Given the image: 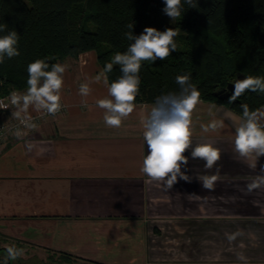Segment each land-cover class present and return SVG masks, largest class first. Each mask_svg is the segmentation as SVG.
Listing matches in <instances>:
<instances>
[{
    "label": "crops",
    "instance_id": "1",
    "mask_svg": "<svg viewBox=\"0 0 264 264\" xmlns=\"http://www.w3.org/2000/svg\"><path fill=\"white\" fill-rule=\"evenodd\" d=\"M64 63L70 67L63 112L0 147V235L40 260L63 255L90 264H244L237 258L243 253L247 264H264V186L247 191L264 156L257 161L234 151L240 117L219 103L198 104L192 147L212 143L221 159L205 169L188 149L192 181L178 177L165 189L140 171L147 154L143 121L154 104H136L121 127H107L105 110L96 105L108 95L103 80L90 85L89 96L78 93L86 78L102 71L95 52ZM210 105H216L214 117ZM213 118L224 128L203 132L200 125ZM217 167L221 179L213 190L204 189L196 177L215 174ZM237 230L243 234L230 243L226 234Z\"/></svg>",
    "mask_w": 264,
    "mask_h": 264
},
{
    "label": "trees",
    "instance_id": "2",
    "mask_svg": "<svg viewBox=\"0 0 264 264\" xmlns=\"http://www.w3.org/2000/svg\"><path fill=\"white\" fill-rule=\"evenodd\" d=\"M193 4L181 0V16L169 22L164 0H0V25H6L0 36L12 30L20 36V55L0 63V98L26 91L27 66L36 59L51 65L93 51L103 70L133 42L124 33L134 24L135 35L145 27L179 32L177 48L165 60L142 62L135 104H154L161 95L178 93L176 76L190 73L202 101L222 104L239 117L242 104L250 110L264 106V93L245 90L235 100L232 94L224 100L214 96L237 79L264 77V0ZM107 75L110 84L121 75L120 66L113 65Z\"/></svg>",
    "mask_w": 264,
    "mask_h": 264
},
{
    "label": "clouds",
    "instance_id": "3",
    "mask_svg": "<svg viewBox=\"0 0 264 264\" xmlns=\"http://www.w3.org/2000/svg\"><path fill=\"white\" fill-rule=\"evenodd\" d=\"M191 7H195L193 0H185ZM163 13L172 20L181 16V0H164ZM6 25H0V31H4ZM129 31L124 33L128 41H133L123 53L117 52L111 62L105 64L103 70L95 77H88L81 83L78 89L79 95L87 97L91 94L92 83H99L101 79L107 86L108 95L96 101V105L104 109V123L110 128H119L124 119L135 110L136 97L140 93V70L143 61L155 63L158 59L163 61L177 48L174 37L179 35L175 28H167L160 31L155 27H145L141 34L133 33L134 24H128ZM20 36L16 30L8 31L0 36V63L5 57L11 59L19 56L18 48ZM113 65L120 66L121 75L109 84L108 73L112 72ZM70 67L67 63L59 62L49 65L46 59H36L27 66V89L21 93L13 90L10 103L15 107L12 116L19 121L24 129H35L37 124L29 114V108L38 113L55 116L63 107L61 103V90L64 84V73ZM50 70H47L49 69ZM191 74L177 75L176 83L180 86L178 93H168L158 97L151 107L150 112L143 121V138L146 142L147 154L143 158L140 171L151 181L161 182L165 189H172L179 179L190 183L192 177L187 174L189 163L188 156L184 153L191 150L192 159L204 161L205 169H212L221 159V150L212 143L197 144L192 147L194 134L193 112L197 105L202 103L201 92L197 86L190 83ZM232 99L240 97L245 90L264 93V77L246 76L237 79L233 84ZM86 105V101L82 100ZM7 108V105H3ZM216 105L209 106V115L215 116L212 109ZM243 110L239 118V124L235 127L234 151L242 158L254 157L257 161L264 156V106L250 110L247 104L240 106ZM224 121L213 118L208 124H201L203 132H216L224 128ZM14 136L21 139L24 132L17 127ZM27 152H31L33 145H25ZM182 166L185 171H182ZM252 163L250 167L256 168ZM207 190H213L216 182L221 179L220 168H216L215 174L196 177ZM264 186V165L260 167L259 174L247 185L250 193L254 189ZM241 230L226 234L231 243L242 235ZM7 255L3 264L15 261L23 257L26 250L15 244L6 246ZM239 260L247 264V257L243 253L238 254Z\"/></svg>",
    "mask_w": 264,
    "mask_h": 264
},
{
    "label": "built area",
    "instance_id": "4",
    "mask_svg": "<svg viewBox=\"0 0 264 264\" xmlns=\"http://www.w3.org/2000/svg\"><path fill=\"white\" fill-rule=\"evenodd\" d=\"M3 105H7V108L3 107ZM15 110H16L15 107L12 106L10 103L9 94L0 98V111L2 112L1 115L7 114L9 116L6 121L0 120V147L6 144L10 139H17L13 134L17 127H19L21 131L25 133L24 136H26V134L30 131L29 129H24L23 126L19 124V121L12 116V113ZM63 110H64V106L62 107L61 111L57 113L55 116L47 115L42 112L38 113L37 111L31 114V116L33 117V121L36 124H38L40 121H42L45 118H51V119L56 118L59 114L63 112Z\"/></svg>",
    "mask_w": 264,
    "mask_h": 264
},
{
    "label": "rangeland",
    "instance_id": "5",
    "mask_svg": "<svg viewBox=\"0 0 264 264\" xmlns=\"http://www.w3.org/2000/svg\"><path fill=\"white\" fill-rule=\"evenodd\" d=\"M167 19L169 22L173 21L168 16H167ZM11 244H15L17 247L24 248V246L17 245L16 243L12 241L6 240L3 236L0 235V249H3V248L6 249V246L11 245ZM6 255L7 254L5 253V256ZM5 256L2 252H0V264H3ZM10 263L11 264H88L85 262L80 263L76 260H73L70 257L68 258L67 256H63V255H51V256L45 257L42 260H40L37 257H33L32 255L30 256L29 252L27 251L23 257H20L15 261H10Z\"/></svg>",
    "mask_w": 264,
    "mask_h": 264
},
{
    "label": "water",
    "instance_id": "6",
    "mask_svg": "<svg viewBox=\"0 0 264 264\" xmlns=\"http://www.w3.org/2000/svg\"><path fill=\"white\" fill-rule=\"evenodd\" d=\"M233 91H234V86H233V84H230L227 86V88L224 91H219V92L215 93L214 96L220 100H224V99L228 98L229 95L233 94ZM0 250L6 252L5 248L0 249ZM8 264H11L10 261H8Z\"/></svg>",
    "mask_w": 264,
    "mask_h": 264
}]
</instances>
